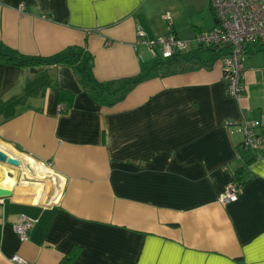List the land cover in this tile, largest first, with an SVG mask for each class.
<instances>
[{
  "label": "crops",
  "instance_id": "crops-1",
  "mask_svg": "<svg viewBox=\"0 0 264 264\" xmlns=\"http://www.w3.org/2000/svg\"><path fill=\"white\" fill-rule=\"evenodd\" d=\"M166 13L182 39L216 26L210 0H0V43L36 57L84 47L94 78L117 82L151 68L138 32L164 36ZM244 82L230 97L218 59L107 107L68 66L0 63V150L21 163L0 162L12 192L0 198V264H60L74 247L70 264H264V145L243 147L244 123L264 134V46L247 47ZM22 157L52 174L23 181ZM234 181L239 199L221 203ZM22 216L34 221L25 243Z\"/></svg>",
  "mask_w": 264,
  "mask_h": 264
},
{
  "label": "built area",
  "instance_id": "built-area-1",
  "mask_svg": "<svg viewBox=\"0 0 264 264\" xmlns=\"http://www.w3.org/2000/svg\"><path fill=\"white\" fill-rule=\"evenodd\" d=\"M216 26L211 31L200 32L194 39L186 40L174 32L173 16H164L167 33L153 41L145 39L143 31L138 32L137 43L148 48L153 58H168L176 52L190 49L191 45L204 47H224L227 54L220 57L223 78L230 97L241 100L245 93V61L247 47L264 45V0H210ZM161 47L160 53L157 47ZM245 150L258 152L264 145V134H259L254 125L243 124ZM242 193V185L238 181L227 185L221 195L220 202L228 204L236 202ZM34 227V221L22 216L15 224L14 230L21 243L29 240V234ZM12 261L16 264H31L25 258L14 255Z\"/></svg>",
  "mask_w": 264,
  "mask_h": 264
},
{
  "label": "trees",
  "instance_id": "trees-1",
  "mask_svg": "<svg viewBox=\"0 0 264 264\" xmlns=\"http://www.w3.org/2000/svg\"><path fill=\"white\" fill-rule=\"evenodd\" d=\"M192 52L188 49L183 52H176L168 58H154V63L150 69L143 68L141 73L136 76L111 83L99 82L94 78V57L84 47H69L51 57H36L22 55L0 43V63L21 68L68 66L75 71L85 90L93 99L103 106L112 107L124 101L127 95L146 79L199 69L209 61H216L226 55L227 48L199 46L194 53ZM205 52L210 54L206 59L203 57ZM238 182L243 185L240 181ZM79 253L80 248L74 247L60 264H70Z\"/></svg>",
  "mask_w": 264,
  "mask_h": 264
},
{
  "label": "bare ground",
  "instance_id": "bare-ground-1",
  "mask_svg": "<svg viewBox=\"0 0 264 264\" xmlns=\"http://www.w3.org/2000/svg\"><path fill=\"white\" fill-rule=\"evenodd\" d=\"M3 148V147H2ZM20 158V157H18ZM22 162H23V169L26 170L27 174L32 173L33 174V179H29L27 177L23 178V181L25 182H35V183H41L40 181L44 180L46 181L48 178L49 174H52L51 171L47 170L45 167L35 163L32 160H28L27 158L22 157ZM47 176V177H46ZM45 177V178H44ZM13 184V181H11Z\"/></svg>",
  "mask_w": 264,
  "mask_h": 264
},
{
  "label": "water",
  "instance_id": "water-1",
  "mask_svg": "<svg viewBox=\"0 0 264 264\" xmlns=\"http://www.w3.org/2000/svg\"><path fill=\"white\" fill-rule=\"evenodd\" d=\"M0 162L7 164L11 167H14V168H20L21 167V163L18 159L9 156L6 152H4L2 150H0ZM11 195H12L11 191H9L7 189L0 188V198L9 197Z\"/></svg>",
  "mask_w": 264,
  "mask_h": 264
},
{
  "label": "rangeland",
  "instance_id": "rangeland-1",
  "mask_svg": "<svg viewBox=\"0 0 264 264\" xmlns=\"http://www.w3.org/2000/svg\"><path fill=\"white\" fill-rule=\"evenodd\" d=\"M156 50H157L158 53H160V51H161V47L158 46Z\"/></svg>",
  "mask_w": 264,
  "mask_h": 264
}]
</instances>
